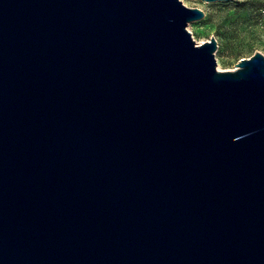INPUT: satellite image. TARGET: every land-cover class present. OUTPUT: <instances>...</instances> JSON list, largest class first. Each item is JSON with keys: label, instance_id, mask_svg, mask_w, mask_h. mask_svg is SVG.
Wrapping results in <instances>:
<instances>
[{"label": "water", "instance_id": "1", "mask_svg": "<svg viewBox=\"0 0 264 264\" xmlns=\"http://www.w3.org/2000/svg\"><path fill=\"white\" fill-rule=\"evenodd\" d=\"M204 16L0 0V264H264V54Z\"/></svg>", "mask_w": 264, "mask_h": 264}, {"label": "rangeland", "instance_id": "2", "mask_svg": "<svg viewBox=\"0 0 264 264\" xmlns=\"http://www.w3.org/2000/svg\"><path fill=\"white\" fill-rule=\"evenodd\" d=\"M190 8H201L205 16L190 22L188 29L197 43L214 36L218 70L235 69L242 59L264 54V0H182Z\"/></svg>", "mask_w": 264, "mask_h": 264}]
</instances>
